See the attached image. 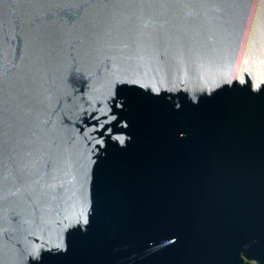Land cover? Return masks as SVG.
Masks as SVG:
<instances>
[{
	"label": "water",
	"instance_id": "95a60500",
	"mask_svg": "<svg viewBox=\"0 0 264 264\" xmlns=\"http://www.w3.org/2000/svg\"><path fill=\"white\" fill-rule=\"evenodd\" d=\"M0 264H264V0H0Z\"/></svg>",
	"mask_w": 264,
	"mask_h": 264
}]
</instances>
